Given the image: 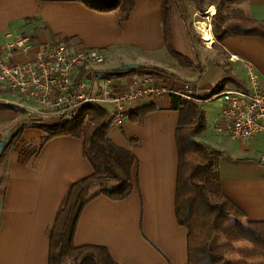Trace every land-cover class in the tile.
<instances>
[{
  "label": "crops",
  "instance_id": "0c3cea01",
  "mask_svg": "<svg viewBox=\"0 0 264 264\" xmlns=\"http://www.w3.org/2000/svg\"><path fill=\"white\" fill-rule=\"evenodd\" d=\"M177 8L173 2V49L177 34L172 16L180 12ZM239 8L264 21V0H243ZM179 16L182 19L181 13ZM15 35L30 38L34 45L62 41L70 48L101 50L118 64L140 66L120 76L114 70L108 73L117 64L81 69L78 77L88 81L93 92L107 85L112 92L123 93L145 77L167 90L126 104L121 124L115 123L111 103H99L110 114L109 140L134 156L133 188L120 200L98 195L88 201L77 220L74 245L103 246L117 264H187V228L175 215L180 113L173 107L171 93L180 96L182 92L200 102L205 127L195 139L221 152L218 171L223 193L243 212L242 222H264V161L260 158L264 132L247 139L231 138L219 97L225 90L245 86L244 62L254 65L264 84V39L228 37L216 44L224 58L212 54L200 58L192 37H182L184 47L179 49L190 50L192 58L174 50L188 58L189 65L164 46L161 0H134L124 20L116 12L96 11L79 1L0 0V44ZM207 46L213 48L214 40ZM35 49L19 52L15 59L22 63L32 60ZM230 54L241 60L231 61ZM195 62L198 69L193 70ZM146 65L167 67L172 75ZM207 71V78H202ZM101 74L105 77L95 79ZM0 102L16 104L14 92L1 87ZM21 108L27 112L26 107ZM145 108L148 110L141 114ZM25 115L0 108L1 134L21 126L5 152L0 179V264H48L49 230L57 209L70 186L93 171L83 153L82 139L57 135L42 141L44 133L24 122ZM257 261L263 263L264 258Z\"/></svg>",
  "mask_w": 264,
  "mask_h": 264
},
{
  "label": "trees",
  "instance_id": "16d2710c",
  "mask_svg": "<svg viewBox=\"0 0 264 264\" xmlns=\"http://www.w3.org/2000/svg\"><path fill=\"white\" fill-rule=\"evenodd\" d=\"M50 1H79L96 11L116 12L120 20H124L134 6V0ZM193 1L198 2L197 10L203 9V0ZM234 1L217 0L213 3L215 12L210 24L215 45L232 36L264 39V21L248 16L240 8L228 6ZM173 2L177 6L178 0H161L164 46L178 61L190 65L188 58L172 48L170 18ZM139 67L117 69L113 74L120 76ZM170 96L173 107L180 113L176 130L178 166L175 215L177 222L187 228V264H264L255 262L264 258V222H242L243 212L223 193L220 186L218 159L221 152L195 139L205 127L203 111L193 101L175 93ZM0 108L13 110L14 106L0 102ZM146 110L148 108L142 109L141 114ZM58 118L50 124L35 123L48 134L42 141L57 135L82 139L83 153L93 171L70 186L57 209L49 230L48 264H117L105 247L76 246L72 239L80 211L88 201L98 195L120 200L130 194L134 156L109 140V112L99 103H87L75 113ZM16 135V131L10 130L0 153V163ZM216 235L223 236L224 241L213 243ZM237 242H250L252 247L238 250L234 246ZM229 254H237L239 260L227 262L226 256Z\"/></svg>",
  "mask_w": 264,
  "mask_h": 264
},
{
  "label": "built area",
  "instance_id": "2783aa9c",
  "mask_svg": "<svg viewBox=\"0 0 264 264\" xmlns=\"http://www.w3.org/2000/svg\"><path fill=\"white\" fill-rule=\"evenodd\" d=\"M32 48H36L32 60L22 63L15 59L17 53ZM229 59L241 60L237 54H230ZM104 60L105 54L101 50H88L82 46L70 48L62 41L34 45L30 38L15 35L0 44V88L14 92L17 105L26 107L29 114L40 117L70 115L87 103L109 102L113 105L116 124L122 123L126 104L167 91L165 86L145 77L136 80L135 87L123 93L112 92L107 85L93 92L90 83L78 79V74L81 69L96 67ZM243 68L245 86L219 94L221 116L228 121L229 135L233 139L252 138L264 132V84L260 82L252 63L244 62ZM100 77L105 76L96 75L95 79ZM180 96L187 99L193 97L182 92ZM260 158L264 161V148Z\"/></svg>",
  "mask_w": 264,
  "mask_h": 264
},
{
  "label": "rangeland",
  "instance_id": "374dc122",
  "mask_svg": "<svg viewBox=\"0 0 264 264\" xmlns=\"http://www.w3.org/2000/svg\"><path fill=\"white\" fill-rule=\"evenodd\" d=\"M212 0H203L202 3V6H203V9L202 10H197L196 9V6H198V2H195L193 0H178V4H177V9L178 11L182 12V14L184 15L185 17V21L183 22V20L180 18L179 16V13L177 11L173 12V16H172V27L174 29V31L176 32V43L174 45V49L176 51H178L179 53H182V54H185L187 55L188 57L192 58V53L190 52V50H187L186 52H184L185 50H180L179 47H184L183 44H184V41H182V37L186 38L187 36H190L193 37V40L195 41L196 43V47L197 49L199 50V52L201 53L200 54V58H203L205 56L209 57V54H212L213 56H215L216 58H224L222 56V51L220 49V47L218 45H215L213 48L211 47H208L204 42L203 40L201 39L197 29H196V26L198 25H201V24H205V25H208L209 26V29L211 30V24H210V21H211V17L212 15L214 14V10H215V5L213 3H215L217 0H214L213 3L211 4H208V2H210ZM243 3V0H236L232 3H228V6L232 7V8H239ZM211 5H214V8L212 10V12L208 11V9L210 8ZM213 7V6H211ZM186 23V26L185 27V24ZM188 28V29H187ZM213 38V36H212ZM214 40V38H213ZM191 47V46H190ZM182 51V52H181ZM207 52V53H206ZM208 54V55H207ZM194 61V60H193ZM177 62V60H176ZM120 62L116 61V60H110L108 58L105 57V60L102 64H106V65H111V64H117V65H120L118 64ZM184 64V63H183ZM147 67L146 68H151V69H154L155 71H159V72H163V73H166V74H171V71H168L169 69L167 67H158V66H148L146 65ZM186 67V66H185ZM198 69L197 67V64L196 62L194 63V65L191 67L192 69ZM182 69H185V68H182ZM193 69V70H194ZM208 71L207 73L203 74V77L202 78H207L208 76ZM174 76H179V73L178 72H174L173 73ZM183 99L185 100H188V101H193L195 102L196 104H199L200 102H197L195 101V98L194 97H191L189 99L185 98V97H182ZM14 100H15V96H14ZM14 106L13 110L17 111L18 114L19 113H26L25 117H24V122L28 123L29 125H32V126H36L35 123H45V124H50V123H53L56 119H59L58 117L60 115H48V116H38L37 114H29L28 112L24 111L23 108H21V106L17 105V104H12ZM23 122V121H22ZM21 122V123H22ZM24 125V124H23ZM19 127L21 126H17L15 130H13L14 132H18L19 130ZM38 127V126H36ZM41 131L44 133V136L48 135L46 131H44L42 128H40ZM1 132V131H0ZM6 132H2V134L0 133V139L5 135ZM16 139V137L14 138V140ZM13 140V142H14ZM12 142V144H13ZM10 147V146H9ZM6 156V155H5ZM4 165H5V157H3L1 163H0V177L3 175V171H4ZM224 241V238L223 236L221 235H216L215 238H214V242L213 243H220ZM235 248L236 249H248V244L247 242H237L235 243ZM228 258H229V262L232 263L234 261H237L239 260V256L237 254H229L228 255Z\"/></svg>",
  "mask_w": 264,
  "mask_h": 264
},
{
  "label": "water",
  "instance_id": "95a60500",
  "mask_svg": "<svg viewBox=\"0 0 264 264\" xmlns=\"http://www.w3.org/2000/svg\"><path fill=\"white\" fill-rule=\"evenodd\" d=\"M138 64L136 63H123L120 65H117L115 67H113L112 69L109 70L108 73H112L113 70H117V69H130V68H135ZM40 123V122H39ZM10 135V131H7L4 135V137L0 140V153L2 151V149L4 148L6 142H7V138Z\"/></svg>",
  "mask_w": 264,
  "mask_h": 264
},
{
  "label": "bare ground",
  "instance_id": "6f19581e",
  "mask_svg": "<svg viewBox=\"0 0 264 264\" xmlns=\"http://www.w3.org/2000/svg\"><path fill=\"white\" fill-rule=\"evenodd\" d=\"M212 10H213V7H210L209 9H208V11L210 12H212ZM215 11V10H214ZM197 30L199 31V34H200V36H201V38H202V40L207 44V45H212L213 44V40H212V36H211V34H210V32H209V28H208V25H203V24H201V25H198L197 26Z\"/></svg>",
  "mask_w": 264,
  "mask_h": 264
}]
</instances>
